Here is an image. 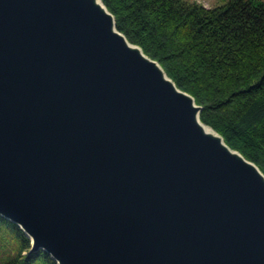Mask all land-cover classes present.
<instances>
[{"label":"water","instance_id":"1","mask_svg":"<svg viewBox=\"0 0 264 264\" xmlns=\"http://www.w3.org/2000/svg\"><path fill=\"white\" fill-rule=\"evenodd\" d=\"M200 110L101 0H0V216L29 252L264 264V174Z\"/></svg>","mask_w":264,"mask_h":264},{"label":"trees","instance_id":"2","mask_svg":"<svg viewBox=\"0 0 264 264\" xmlns=\"http://www.w3.org/2000/svg\"><path fill=\"white\" fill-rule=\"evenodd\" d=\"M101 1L116 29L193 97L200 121L264 174V0ZM0 246V264H56L29 252V238L1 216Z\"/></svg>","mask_w":264,"mask_h":264},{"label":"rangeland","instance_id":"3","mask_svg":"<svg viewBox=\"0 0 264 264\" xmlns=\"http://www.w3.org/2000/svg\"><path fill=\"white\" fill-rule=\"evenodd\" d=\"M193 1L199 2V3H201L202 5H204L206 7H214V6H217V5H221L222 3H225L227 0H193ZM1 250H2V248L0 246V251ZM27 252L28 251H25L23 253H27Z\"/></svg>","mask_w":264,"mask_h":264},{"label":"bare ground","instance_id":"4","mask_svg":"<svg viewBox=\"0 0 264 264\" xmlns=\"http://www.w3.org/2000/svg\"><path fill=\"white\" fill-rule=\"evenodd\" d=\"M203 129L205 130V132L214 133L213 130L209 126H207V125H204L203 124Z\"/></svg>","mask_w":264,"mask_h":264}]
</instances>
